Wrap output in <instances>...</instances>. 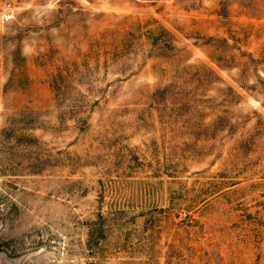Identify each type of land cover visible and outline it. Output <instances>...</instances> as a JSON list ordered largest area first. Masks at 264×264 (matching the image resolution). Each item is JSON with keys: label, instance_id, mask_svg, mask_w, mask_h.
Wrapping results in <instances>:
<instances>
[{"label": "rangeland", "instance_id": "1", "mask_svg": "<svg viewBox=\"0 0 264 264\" xmlns=\"http://www.w3.org/2000/svg\"><path fill=\"white\" fill-rule=\"evenodd\" d=\"M0 264H264V0H0Z\"/></svg>", "mask_w": 264, "mask_h": 264}]
</instances>
